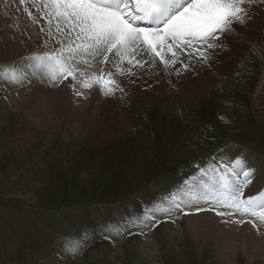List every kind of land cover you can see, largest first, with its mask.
<instances>
[{
  "label": "rangeland",
  "instance_id": "1",
  "mask_svg": "<svg viewBox=\"0 0 264 264\" xmlns=\"http://www.w3.org/2000/svg\"><path fill=\"white\" fill-rule=\"evenodd\" d=\"M3 42L0 67L13 62L11 45ZM242 43L244 53L213 87L194 80L193 92L170 101L147 93L136 100L125 88L120 100L128 127L111 138L88 139L69 117L37 126L25 111L35 85L5 95L0 84V264H264L241 247L223 256L201 223L198 232L190 228L189 215L104 231L108 222L132 221L159 197L200 178L196 165L205 167L213 154L217 163L234 148L264 159V29ZM203 68L197 66L195 77ZM180 75L176 84L185 81L182 69ZM83 230L89 239L82 253H66L62 239Z\"/></svg>",
  "mask_w": 264,
  "mask_h": 264
},
{
  "label": "snow or ice",
  "instance_id": "2",
  "mask_svg": "<svg viewBox=\"0 0 264 264\" xmlns=\"http://www.w3.org/2000/svg\"><path fill=\"white\" fill-rule=\"evenodd\" d=\"M19 3L24 5L26 0ZM31 6L43 13L46 34L58 46L0 67V79L18 85L36 77L57 85L67 81L76 96L87 98L92 90L106 97L123 94L125 87L151 70L156 71L159 83L161 72L171 74L168 69L179 75L177 65L185 71L211 68L217 50L227 47V35L264 10V0H32ZM25 11L38 22L27 7ZM168 83L172 85L171 80ZM144 84L146 89L152 87L147 80ZM221 161L213 157L205 167L196 165L201 177L212 175L190 186L185 181L176 191L145 206L132 221L108 222L104 231L119 234L129 223L151 222L157 214L170 216L191 203L207 204L219 216L238 214L254 218L253 224L264 222V191L245 196L256 167L244 154ZM178 193L183 197L178 199ZM88 239L87 230L70 234L62 239L64 251L82 253Z\"/></svg>",
  "mask_w": 264,
  "mask_h": 264
},
{
  "label": "bare ground",
  "instance_id": "3",
  "mask_svg": "<svg viewBox=\"0 0 264 264\" xmlns=\"http://www.w3.org/2000/svg\"><path fill=\"white\" fill-rule=\"evenodd\" d=\"M17 1L19 2V0ZM37 3H39V0H37ZM31 5L32 0H26V4L24 5L20 3L16 4L13 0H0V44L4 45L3 40L10 43L11 58L13 60L11 64L20 62L22 58L30 57L34 54H43L45 51L58 46L55 44L53 38H46L45 33L48 24L43 18V13L37 12ZM26 7L28 11L33 13V16L37 17L38 22H33L32 17L25 11ZM41 28H45V31H41ZM263 29L264 10H260L244 26L237 27L236 31L231 35L226 34L227 47L217 50L214 57L215 64L211 68L204 67L201 73L195 77L194 71H185L182 69V66L177 65L185 73V81L177 84L173 79L181 75L180 73L177 75L172 69L167 70L168 73H171L170 75L165 72L160 73L159 83L155 82L156 71H148L146 69L145 71H148V75L144 76L143 79H137L136 84H129V86L125 87L129 90L128 95L133 99L140 100L147 93L155 96L154 99L157 101H170L176 96L187 95L190 91L193 92L191 86L194 80L205 86L213 87L218 76H221L223 72L227 71L228 66L232 65L233 58L240 53H244L242 41L258 37L261 35ZM216 60L223 62V64L217 65ZM189 74H191L192 78L188 77ZM41 79V77L32 78L31 83L24 81L22 85L10 84L0 79V84L6 89L5 95H8V90L15 89L18 86H24L25 84H29L30 86L35 85L36 89H30L33 100L29 103L26 102L28 107L25 111L34 116L37 126L44 124L43 128L47 129L53 124L54 119L69 117L77 125L81 133L91 140L100 139L104 135L115 134L116 130L121 132L123 129H127L128 121L121 111L122 102L120 100L125 91L123 94L117 93L116 96L106 97L101 92L92 90L91 94L85 98L76 96L74 90L67 86V81L57 85L49 81L46 77H43V82H41ZM133 79L136 78L134 77ZM145 80L152 84L151 88L146 89V85L144 84ZM169 80L172 81V85H169ZM175 84L176 89H178L176 92L173 89ZM13 92L15 91L13 90ZM8 98L9 101L12 98H10V92ZM25 100V98H21L22 102ZM107 138L111 137L108 136ZM240 154L248 157L257 169L252 183L245 189V196L249 193L256 194L264 191L263 157L236 148L223 152L220 154V157L234 158ZM211 175L212 173H208V176ZM208 176L197 178L189 186L194 182H199L201 179L207 180ZM182 197L183 193L177 198ZM199 207H203L205 210L198 212L197 208ZM217 211H227V209H217ZM215 213L216 211L209 210V205L207 204L191 203L185 204L181 210L174 212L172 218H177L181 214V217H187L189 215L185 220L190 224V228L196 232L200 229L195 226L201 223L207 238L214 240L219 252L223 256H230L238 247H241L250 259L253 256L264 257V222L256 221L253 224L252 221L254 218H252L251 220H247L250 224H244L237 221L249 217L241 218L238 214L231 217L219 216L217 214L214 215ZM159 216L157 214V217ZM169 220L174 222V220ZM175 224L178 226V222ZM95 252L100 256V251L96 250ZM151 254L154 255L153 252Z\"/></svg>",
  "mask_w": 264,
  "mask_h": 264
}]
</instances>
